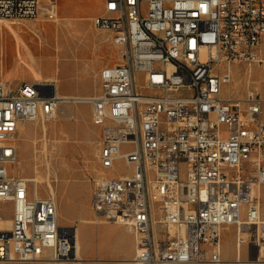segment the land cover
Wrapping results in <instances>:
<instances>
[{
	"label": "built area",
	"instance_id": "1",
	"mask_svg": "<svg viewBox=\"0 0 264 264\" xmlns=\"http://www.w3.org/2000/svg\"><path fill=\"white\" fill-rule=\"evenodd\" d=\"M40 11V0H0V24ZM107 14L93 23L119 59L85 98L101 134L95 216L132 233L133 264H239L245 244L264 260V97L225 91L236 67L264 63V0H112ZM60 100L56 84L0 80V208L12 211L0 213V262L81 261L78 225H60L56 197L17 168L19 130L55 120ZM117 163L126 173L108 174Z\"/></svg>",
	"mask_w": 264,
	"mask_h": 264
},
{
	"label": "rangeland",
	"instance_id": "2",
	"mask_svg": "<svg viewBox=\"0 0 264 264\" xmlns=\"http://www.w3.org/2000/svg\"><path fill=\"white\" fill-rule=\"evenodd\" d=\"M102 3L103 0H40V7L49 9L51 4L57 5L59 16L62 18L61 24L50 21L46 11L42 10L35 19L0 24V80L3 79L16 87L21 82H44L45 74L48 75L47 80L53 79L51 74H55L59 78L61 92L75 89L78 84L76 76L82 74L81 58L85 54L86 46L98 40L89 27L90 21L85 18L91 17L92 23L96 15L103 14L104 3ZM70 15L83 20L72 25L70 20L69 25L64 17ZM5 25H8V28ZM262 48L264 53V39ZM17 49L26 60L29 50L33 52L34 59L38 63L36 67L41 68L43 77L41 80L35 79L34 73L26 64L18 60ZM105 52L113 63L118 62L117 47L113 51L105 50ZM74 55H77L79 60ZM99 73L100 68L90 69L89 85L94 93L89 98L99 92V85L96 86L99 82ZM233 74L232 82L225 89L226 93L240 98L251 86L258 88L264 97V63H255L252 66L240 65L234 69ZM63 101L66 103L59 106L56 120L45 124L42 122L26 124L19 130L16 142L18 173L24 177H33L38 170L44 177L39 184L41 196L51 194L49 183L56 191L60 225H79L83 243L80 254L83 260L80 261L81 263L67 264H94V261L103 259L99 255H108L107 260H115L117 255L115 250L119 246L118 239H122L121 245L128 248V237L118 227L97 226L108 223L101 222L100 218L97 219L91 206L94 179L102 172L99 162L100 128L92 122L91 105L88 100L82 98L77 102L68 98ZM60 110L66 114L61 115ZM107 173L118 175L126 173V170L121 163H117L115 169ZM0 213L3 218L12 216L11 208L7 204L1 206ZM81 219L93 222L82 223ZM222 241L225 257L234 260L236 257L234 228L226 230ZM86 244H88L87 250L91 249L89 252L84 251ZM252 246L254 251L248 256ZM256 252L254 245L245 244L242 249V260L248 258L254 260Z\"/></svg>",
	"mask_w": 264,
	"mask_h": 264
},
{
	"label": "crops",
	"instance_id": "3",
	"mask_svg": "<svg viewBox=\"0 0 264 264\" xmlns=\"http://www.w3.org/2000/svg\"><path fill=\"white\" fill-rule=\"evenodd\" d=\"M104 1L105 0H103V3H104ZM56 9H57V14L59 15L58 7H56ZM96 16H98V15H96ZM64 18H71V23H70L71 25L74 22L83 20V19L73 18L71 15L64 17ZM85 19H88L90 21L89 27L93 31V33L97 36L98 40H94L90 45L86 46L85 54L81 58L82 74L76 76L77 83H78L76 85V88L72 89L70 91L66 90L64 92H61L60 87H59L60 81H59V78L55 74H51V76L56 77L57 81H59V82L48 81L47 80V78H48L47 74L44 75V78H45V79H43L44 82H38V83H42V84H47L48 87H52L53 84H56L58 93H61V95H65V96H86V97L88 96L89 97L90 95H92L94 93L93 88H91V86L89 85V83H90V77H89L90 69L100 68V71H101L105 66L115 64V63H113L112 60H110L111 58L109 59V56L105 52V50L113 51L114 49H116V46L112 43V33L110 31H101V30L96 29V27L94 26V23H93V19H92V23H91V17H88ZM75 51H76V49H75ZM74 56L77 60H79L77 55H74ZM97 85H99V90H100V78H99V82L96 83V86ZM97 226H111V227H118V228L122 229L128 237L129 246H128V248L122 246L121 245L122 239H118L117 242L119 243V246L115 250V252L117 254L115 256V258H116L115 260H107L109 258L108 255H103V256L99 255L103 259H101L97 262L94 261L93 263L94 264H133L132 260H133V257L135 255V243H134V237H133L132 233L129 232L124 226L119 225V224H115V223H108V224L103 223V224H100ZM87 245L88 244L85 245L84 251L89 252L91 249L88 248V250H87ZM36 263H38V264H54L53 262H49V261H40V262H36ZM0 264H27V263H23V262H6V263L0 262Z\"/></svg>",
	"mask_w": 264,
	"mask_h": 264
},
{
	"label": "bare ground",
	"instance_id": "4",
	"mask_svg": "<svg viewBox=\"0 0 264 264\" xmlns=\"http://www.w3.org/2000/svg\"><path fill=\"white\" fill-rule=\"evenodd\" d=\"M55 7H57V5H55ZM41 10L42 11H47L48 9L47 8H44L43 6L41 7ZM112 12V0H105L104 1V13L101 14V15H98L95 19L96 21H110V14H107V13H111ZM44 13V12H43ZM64 20L67 21V23L69 24L70 23V18H64ZM50 21H54L56 24H61L62 22V18L57 14V17L54 19V20H50ZM66 24V23H65ZM7 28H8V25H5ZM12 31H14L13 29H11ZM1 36H2V32H1ZM3 37V36H2ZM1 39V38H0ZM3 45V44H2ZM3 49V47H2ZM2 56V55H1ZM27 59H24L22 54H21V51L19 49H17V58L20 62H23L26 64V66L30 69L31 72L34 73V76H35V79L37 80H41L43 77H42V74H41V71H40V67L37 68V62L35 61L34 59V54L31 50H29L28 52V55H27ZM4 57V56H3ZM2 57V58H3ZM1 71V70H0ZM56 77H54L53 79H48V81H55V82H59V81H56ZM58 96L59 98L61 99L60 100V105L63 104V103H66L62 100L64 99H68V98H71L72 100L74 101H79L80 99H88L89 97H80V96H65V95H61V93H58ZM70 101V100H69ZM61 112V115H65L66 113L63 111V110H60ZM58 117V116H57ZM56 117V119H57ZM55 119V120H56ZM23 128V126H22ZM44 130L46 131V126H44ZM45 144V143H44ZM27 178H31L33 179L37 185H39L40 183H42L43 181V176L42 174L39 173L38 170L35 171V175L33 177H27ZM46 179V178H45ZM47 180V179H46ZM49 181V180H48ZM48 187H49V191L51 194H53V196L56 195V191L55 189L53 188V186L49 183L48 184ZM78 221V220H77ZM80 222L82 223H92L93 221L92 220H88V219H81ZM0 224L1 226L5 227V228H9L10 226V220L9 219H4V220H1L0 221ZM226 232V231H225ZM77 234H78V240H77V245H78V255L80 257V260H83V258H81V254H80V251L83 250V243L81 241V234H80V229H79V225L77 227ZM225 235V233L223 234V236ZM225 240V238H224ZM223 242V241H222ZM253 246H252V249L248 251V256H251L252 253H253ZM252 251V253H250ZM241 255V253H240ZM132 260V259H131ZM264 263V260L261 259V256L258 255V253L256 252V256H255V259L254 260H251V259H247V260H242L241 263L239 264H263Z\"/></svg>",
	"mask_w": 264,
	"mask_h": 264
}]
</instances>
